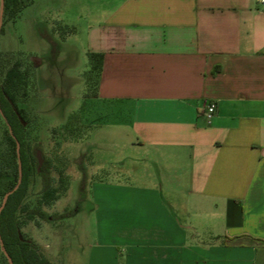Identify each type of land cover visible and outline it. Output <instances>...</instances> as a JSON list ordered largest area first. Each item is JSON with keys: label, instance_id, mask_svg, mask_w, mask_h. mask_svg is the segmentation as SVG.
<instances>
[{"label": "crops", "instance_id": "0c3cea01", "mask_svg": "<svg viewBox=\"0 0 264 264\" xmlns=\"http://www.w3.org/2000/svg\"><path fill=\"white\" fill-rule=\"evenodd\" d=\"M58 2L54 23L33 19L34 33L56 26L66 38L84 21L83 52L103 59L82 114L90 129L95 114L108 117L129 159L145 166L124 171L134 187H93L89 264H264V6ZM100 226L114 235L99 236ZM244 236L263 243H222Z\"/></svg>", "mask_w": 264, "mask_h": 264}, {"label": "rangeland", "instance_id": "374dc122", "mask_svg": "<svg viewBox=\"0 0 264 264\" xmlns=\"http://www.w3.org/2000/svg\"><path fill=\"white\" fill-rule=\"evenodd\" d=\"M58 1L33 0L18 18H13L16 14L10 12L4 20L2 17L0 61L19 59L21 69L29 73L27 98L22 99L21 93L17 98V106L24 111L26 148L33 157L37 150L41 151L45 163L42 173L50 180L57 196L47 205L38 204L42 176L34 172L29 177L22 204L28 210L40 208L45 219L36 216L26 220V214L18 215V219L22 221V234L37 246L50 264H89L90 248L95 244L97 231L93 187H134L140 181L127 177L124 171L143 172L145 166L129 159L132 152L122 146V140L114 138L115 127L108 117L97 118L95 114L90 129L89 116L82 114L89 109V102L83 100L84 72L88 69V59L83 52L84 21L76 24V34H67L66 38V30L56 26L48 33L42 31V35L34 33L33 19L38 23L44 20L51 25L54 23L52 8L59 7ZM74 23L72 18L70 25ZM93 91H88L89 95ZM3 131L0 120V172L3 173L0 190L14 169L4 155ZM153 167H150L152 173L155 172ZM150 181L157 182L154 178ZM2 199L0 195V205ZM114 233L110 227L98 228L99 236ZM0 264H8L1 249Z\"/></svg>", "mask_w": 264, "mask_h": 264}, {"label": "trees", "instance_id": "16d2710c", "mask_svg": "<svg viewBox=\"0 0 264 264\" xmlns=\"http://www.w3.org/2000/svg\"><path fill=\"white\" fill-rule=\"evenodd\" d=\"M3 2L4 20L7 16V12L13 15L16 14L13 18H18L21 11L28 7L32 0H28L26 3L20 0H3ZM87 59L88 69L84 72L86 87L83 99H90L96 95L103 56L100 53L88 52ZM21 67L22 63L19 59H15L13 62L0 61V120L4 125V155H6L10 163L14 165L10 177L0 190V195L4 197L6 193L12 191L17 186L16 189L8 195L6 203L0 213V239L12 264H50L48 258L38 251L37 246L22 234L20 231L22 221L18 219V215L21 214H26V220L34 219L36 216L45 219V215L40 211V208L28 210V208L22 204L26 195L29 177L34 172L42 176V188L40 190L38 204L47 205L57 197L55 194L56 190L52 188L50 180L42 173L44 170V161L38 172L37 160L32 156L28 148H26L24 139L26 127L22 125L18 118H24V111L17 106V98L20 93L22 99L27 98L29 73L27 70H22ZM90 90H94L91 95L88 93ZM17 144L19 146L18 154ZM18 159L21 163V177L19 181ZM2 174L3 173L0 172V176ZM63 216H60V218ZM242 239H248L253 244L263 243L246 236L236 238L224 237L222 243L225 245L234 244Z\"/></svg>", "mask_w": 264, "mask_h": 264}, {"label": "water", "instance_id": "95a60500", "mask_svg": "<svg viewBox=\"0 0 264 264\" xmlns=\"http://www.w3.org/2000/svg\"><path fill=\"white\" fill-rule=\"evenodd\" d=\"M3 9H4V2H3V0H1L0 1V30H1V25H2ZM18 118H19L20 122L22 123V125H24L23 120L20 117H18ZM18 148H19V146L17 144V154H18ZM35 158H36L37 163H38L37 171H39V168L41 167V165L43 163V159H42V155H41V151L40 150H37L35 152ZM18 169H19V179H18V181H19L20 177H21V163H20L19 159H18ZM16 187L12 191H10V192H8V193H6L4 195V197L2 199V202H1V205H0V213H1L3 207H4L5 203H6L8 195L11 194L16 189ZM0 249H1V252L3 253V256L7 260V263L8 264H12V261H11L10 257L8 256L7 252L5 251V249L3 247V243L1 241V239H0Z\"/></svg>", "mask_w": 264, "mask_h": 264}, {"label": "built area", "instance_id": "2783aa9c", "mask_svg": "<svg viewBox=\"0 0 264 264\" xmlns=\"http://www.w3.org/2000/svg\"><path fill=\"white\" fill-rule=\"evenodd\" d=\"M259 4H261L262 6H264V0H257ZM215 112V104L214 103H209L206 106V110H205V115L206 117L209 119L213 116Z\"/></svg>", "mask_w": 264, "mask_h": 264}]
</instances>
